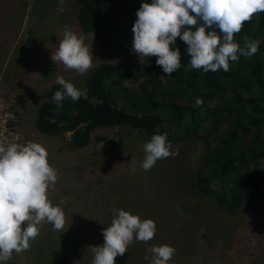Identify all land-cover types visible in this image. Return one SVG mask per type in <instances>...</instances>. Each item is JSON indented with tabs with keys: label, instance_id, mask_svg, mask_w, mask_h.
I'll return each instance as SVG.
<instances>
[{
	"label": "trees",
	"instance_id": "16d2710c",
	"mask_svg": "<svg viewBox=\"0 0 264 264\" xmlns=\"http://www.w3.org/2000/svg\"><path fill=\"white\" fill-rule=\"evenodd\" d=\"M73 1L78 29L86 35L92 31L93 43L107 50L128 44L137 10L141 3L152 2ZM209 30L219 35L215 26ZM244 37L258 41V51L251 57L229 61L227 72L192 69L187 45L177 37L170 47L179 49L181 67L170 75L156 65L154 56L146 57V63L136 72L99 65L81 88L87 89V99L74 102L65 97L61 107L50 102L56 91H62L60 85L52 83L42 95L46 102L40 104L41 99L35 108L34 128L44 136L68 134V143L76 150L105 140L99 135L102 131L122 128L136 132L144 141L154 134L167 133L172 147L199 142L205 152L195 177L199 195L220 211L232 212L243 204H255L264 214V12L244 22L234 42L243 47ZM197 99L202 100L199 106ZM117 204L120 210L138 215L141 220H153L156 232L148 242L133 240L114 264H149L151 254L146 249L165 244L176 250L169 264H188L194 247L192 224L187 223L186 215L179 224L171 225L165 220L168 214L164 209L141 216V206ZM195 211L199 215L200 208ZM81 215L66 218L68 225L62 231L47 222L39 225V235L23 251L26 263L91 264L93 254L87 248L103 244L102 230L110 225L114 214L91 211ZM75 256L78 258L73 259Z\"/></svg>",
	"mask_w": 264,
	"mask_h": 264
},
{
	"label": "rangeland",
	"instance_id": "374dc122",
	"mask_svg": "<svg viewBox=\"0 0 264 264\" xmlns=\"http://www.w3.org/2000/svg\"><path fill=\"white\" fill-rule=\"evenodd\" d=\"M75 10L73 0H0V99L11 105L17 143H39L48 153L49 165L57 170L59 179L48 190V199L63 210L65 226L66 218L74 214H113L114 208L119 209L117 202L141 206V216L164 209L171 225L179 224L182 215L188 224L191 221L194 248L188 264H264L261 209L243 204L224 212L199 195L195 177L205 153L199 142L173 146L174 157L160 159L144 171L140 166L143 145L149 140L128 128L102 131L99 135L105 140L79 150L70 146L68 134L44 136L35 130V108L58 75L81 89L96 66L114 65L136 72L143 64V58L132 51L133 35L118 50L101 49L92 42L94 66L85 75L53 63L50 55L57 50L65 25L91 44L76 25ZM63 197L67 199L60 204ZM195 208H200L199 215ZM8 261L27 264L23 252H13Z\"/></svg>",
	"mask_w": 264,
	"mask_h": 264
},
{
	"label": "clouds",
	"instance_id": "9594fccd",
	"mask_svg": "<svg viewBox=\"0 0 264 264\" xmlns=\"http://www.w3.org/2000/svg\"><path fill=\"white\" fill-rule=\"evenodd\" d=\"M264 12V0H152L141 3L132 26V51L139 58L157 57L156 65L165 74H172L180 67V51L175 45L177 37L187 45L192 69L204 73L229 71V61L236 62L240 56L251 57L259 48V42L244 37L243 47L234 42V35L242 30L243 23ZM219 30V35L213 29ZM77 35L64 26L62 39L50 59L61 63L66 69L85 75L93 65L91 45L94 33ZM62 91H56L52 103L62 106L65 97L72 101L87 99V89H78L73 83L58 75L55 81ZM45 99L40 104L45 103ZM202 104L201 99L196 105ZM167 133L154 134L143 145L144 159L141 168L150 170L158 160L174 157ZM46 149L36 142L0 145V262H6L13 252L20 253L30 248V240L39 235V225L47 222L56 231H62L65 214L61 207L53 206L48 199V190L54 188L59 176L47 160ZM67 198L63 197L60 204ZM113 218L101 235L103 244L89 246L93 254L91 264H114L117 256H124L133 240L148 242L156 232L151 219L132 215L127 211L113 209ZM250 232V230H249ZM169 245H153L146 249L151 254L149 264H169L175 254ZM148 260L149 256L146 255Z\"/></svg>",
	"mask_w": 264,
	"mask_h": 264
},
{
	"label": "built area",
	"instance_id": "2783aa9c",
	"mask_svg": "<svg viewBox=\"0 0 264 264\" xmlns=\"http://www.w3.org/2000/svg\"><path fill=\"white\" fill-rule=\"evenodd\" d=\"M11 105L0 99V145L7 146L18 142V135L11 126L13 118L10 111Z\"/></svg>",
	"mask_w": 264,
	"mask_h": 264
}]
</instances>
